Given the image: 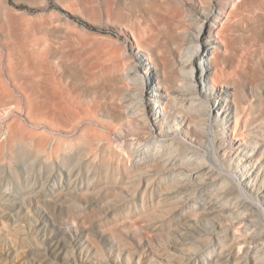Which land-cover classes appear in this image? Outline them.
Segmentation results:
<instances>
[{
  "label": "rangeland",
  "instance_id": "obj_1",
  "mask_svg": "<svg viewBox=\"0 0 264 264\" xmlns=\"http://www.w3.org/2000/svg\"><path fill=\"white\" fill-rule=\"evenodd\" d=\"M221 9L236 18L227 47L219 44V68L232 73L224 79L233 88L261 99L254 117L263 129L264 0H0V264H232L218 258L230 232L240 249L253 245L264 256L259 216L250 230L233 218L228 231L207 224L202 242L172 235L197 203L233 213L255 208L232 185L220 186L240 171L222 170L214 159L212 142L223 138L211 119L217 107L198 106L201 127L185 136L172 122L189 107L182 94L169 105L170 118L147 122L129 118L131 105L113 97L116 87H132L133 107L152 106L151 72L165 85L181 76L178 63L193 54L197 20L224 24L225 16L216 17ZM206 78L213 87L212 76L196 71L197 86ZM185 182L190 191L179 186ZM257 186L250 195L261 199L264 183ZM187 198L186 208H168Z\"/></svg>",
  "mask_w": 264,
  "mask_h": 264
},
{
  "label": "bare ground",
  "instance_id": "obj_2",
  "mask_svg": "<svg viewBox=\"0 0 264 264\" xmlns=\"http://www.w3.org/2000/svg\"><path fill=\"white\" fill-rule=\"evenodd\" d=\"M209 3L211 4L212 0H209ZM232 5H233V3H232ZM230 8H232V6ZM221 10L222 11H220V10L217 11L216 17L221 19L222 16H225L226 21L224 24H221L222 19L218 20L216 22H215V20H214V22H208V21H205L203 19L197 20V21H199V24H198L199 32L196 36L193 54H192L190 59H185V60L181 59L182 61H180L178 63V67H180L181 76L176 77V79H174V80L170 77H167L165 79V81H166V85H165V83H163L161 81L160 75L158 73H156L155 71L151 72V74L153 75V79H152V83H151L152 87H150V88H152L153 90L150 93H146V94L148 95V97H149V99L153 105L152 106H151V104L146 105V107H148V109H149L148 112H147L148 109L147 110L144 109V111H143V110H141V108L139 106L133 107V104H131L132 98L135 97V94H136V91L133 90L132 87L123 88V89H121V91H119L118 88L116 87L114 90V93H113V97L115 100L122 99L126 103H129L131 105L130 106L131 110L129 111V116H128L129 118H131L132 120L133 119L140 120V121L143 120L145 122H147L149 120V118L157 117V116L160 119H163V117L164 118L165 117L170 118L168 113H172V111H171L169 105L173 104L172 102L175 99L179 98L182 94V96H184L183 98H185V100H186L185 101L186 104H189L188 105L189 107H188V109L180 110L181 113H186L184 115V117H182L180 119V122H177L176 119H174L177 116H174V118L172 117V122L176 125V126L174 125L176 130L180 129L182 132L183 131L185 132V136H188V133L197 132V130H199V128L201 127L202 121L198 115V113H199L198 106H201V105L204 106V104L206 106H210L212 104V105L217 107L216 108L217 110L213 112L214 116H212L211 119H212L214 125L216 126V128L221 130L220 134H222L223 138L222 139L217 138V140L214 139L212 142V145H213L214 150H215L214 159L217 162H220V166H221L222 170H226V168H232V166H235L237 168V170L240 171L238 173V176H234L232 174H230V175L226 174L225 177L227 179L223 180V182L221 183L220 186L222 188H227L229 186V184L232 185L234 187L233 190L236 191V193L235 192L234 193L242 196V198L245 200V202L254 205L255 208L251 209L250 207H245V208L243 207V209H245V211H242L243 209H240L236 212L234 211V213H233L230 210L227 211V210L221 209L219 207H211V208L207 207V205L203 204L205 202H203L201 205L197 203L194 206H189L190 212L184 214V217L181 218V220H180L182 222L181 227L178 226V227L174 228L172 235L173 236H182V237H192L194 240H196L198 242L204 241L205 235H203V232L205 231V228L207 230V227H208L207 224H214V225L218 226V228L221 229V231L222 230L228 231L230 228H232L231 227L232 225L229 226L230 228H228L227 223H225V221H227L230 218H233L235 220H239L240 223L238 221H237V223H239L240 225L243 224V226H246V228H249V230H250V227L254 228L255 225H257V224H258L257 226H259L260 220L257 218L258 216L260 217V219L262 218V220H264V195L262 196L261 199L260 198L255 199V198L251 197V195H250L251 193H253L255 191L256 186L260 180H261L262 184L264 183V128L259 129V130L255 129L257 122H256L255 117H254L255 112L257 110V107H258V104L261 102V99L250 100L248 94L244 90H241L238 88H236V89L233 88L230 85V81L228 79H224L225 75L229 76V75H232V73L228 74L227 71L221 70L219 68V65H220L219 64L220 55L218 52L219 44L226 45V47H227V43H228V38L226 36L227 27H228L230 21L233 20L234 18H236V13L234 10H231V11H227V10H223V9H221ZM202 16H204V15L202 14ZM199 18H201V17H199ZM217 24H221L223 27L222 26L219 27V26H217ZM191 45H193V43ZM139 50L143 51L141 48H139ZM197 63H200V66H197ZM146 65H148V64H146ZM213 66L216 68V71L211 72L212 71L211 67H213ZM199 69L202 72V76H205V75L208 77L212 76V86L213 87L210 86L211 83L209 82V80H207V78L205 79V82L202 83L201 85H198V86L196 85L194 76H195L196 71ZM118 79H119L118 75H115L114 79H113L114 85L118 84ZM201 79H202V77H201ZM145 84L146 83L144 82L143 83L144 88H140L141 89L140 91L145 89ZM187 89L190 90V93H188V94L186 93ZM144 92L145 91H143V94H144ZM156 107L158 108V111L156 109V112H153L152 109L154 108V110H155ZM162 110L165 113H161ZM127 114H128V112H127ZM199 114H201V113H199ZM127 120L131 121L130 119H127ZM128 124H130V122ZM156 125L160 126L159 122ZM209 127H211V126H209ZM171 129H170V131H171ZM257 131H260V133L262 132V135L260 136V134H257L256 133ZM245 134H253V135H255V137L246 138V136L244 137ZM257 137H259V138H257ZM152 142H154V141H152ZM160 143H161V141H160ZM162 145H164V143ZM118 146H120V145H118ZM119 149H120V147H119ZM147 150L149 151V147ZM93 154H95V152ZM229 154L234 155V157L229 158L228 157ZM153 155L155 156V153ZM147 156H149V155H147ZM205 156H206V154H205ZM204 159L201 158L200 160H203L201 162H203L204 165H206V163L204 162ZM158 160H160V159H158ZM97 161H98V159H97ZM227 161H228V163H227ZM235 161H239V164H235ZM201 162L198 164L197 168L194 170V172L191 175L193 181H195V182L199 181L203 176L202 174L204 172V166H202ZM131 163H129V165ZM144 163H146V162H144ZM193 163H195V162H193ZM148 164H150V162ZM140 165H138V166H140ZM142 166H144V164ZM132 169H139V167L138 168H137V166H136V168L132 167ZM206 169H207V167H206ZM213 169H214V167H213ZM214 170H216V169H214ZM128 172L129 171H127V173ZM137 172H138V170H137ZM222 172H221V174H222ZM219 173H220V171H219ZM151 174H153V173H151ZM183 175L185 176V174H183ZM183 175H182V177H184ZM174 176H175V174H174ZM179 176H181V175H179ZM179 176L177 175V177H179ZM179 178H181V177H179ZM166 185H168V184H166ZM179 186L189 190L193 185L183 183ZM232 195H233V193H232ZM160 197L161 196H159V198ZM183 197H185V196H183ZM187 197H189V196H187ZM196 197L197 196H195V198ZM216 199H218V198L216 197ZM188 200H189V198L183 199V201H184L183 204H182V202H180L181 203L180 205L175 206V207H168V208L174 209V208H179L180 206H181V208L182 207L186 208L187 204H189ZM160 201L163 202L162 199ZM157 204H158V202L156 204H154L152 202V206L153 205L156 206ZM243 206H245V203L243 204ZM253 211H256L257 216H256L255 212H253ZM157 221H159V220H157ZM243 226H241V229ZM257 226H256V229H257ZM170 227L171 226H169V228ZM239 229H240V227H239ZM238 230H235V232H237V234H240L239 233L240 231L238 232ZM214 231H215V229H214ZM259 234H261V236L264 237V229ZM228 235L230 237V239H229L230 244L227 247L224 246V249H222V251L218 255L219 259H221L223 261H227L228 263H232V264H234V263L239 264V262H241V261L243 262L244 259H247L246 264H264V256L262 258L258 257L256 249H254V247H252L253 245L252 246H245V248L243 247L244 250L241 247V249H242L241 250L240 247L237 245V236L232 232L228 233ZM241 235H242V233H241ZM249 237H250V235H249ZM214 238H215V240L219 239V235H214ZM243 238L244 237H242V240H243ZM258 238H259V236H258ZM215 240H213V241H215ZM254 242H256L255 239H254L253 243ZM212 243L213 242H211V244ZM248 243L246 245H248ZM258 243H260V242H257L256 244H258ZM168 245H170V244H168ZM171 247L172 248L173 247L179 248L175 244H172ZM202 251H204V250H202ZM202 251H200V252H202ZM196 256H197V254H196ZM196 256H193V257H196ZM169 257H170L169 254H167L165 259H169ZM181 263L182 262L178 261L177 259H175V261L171 262V264H181Z\"/></svg>",
  "mask_w": 264,
  "mask_h": 264
}]
</instances>
